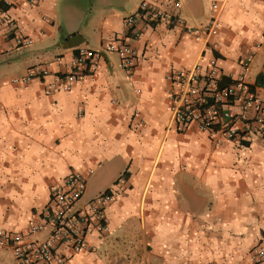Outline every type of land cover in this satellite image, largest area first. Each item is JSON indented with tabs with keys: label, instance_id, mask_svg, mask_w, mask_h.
I'll use <instances>...</instances> for the list:
<instances>
[{
	"label": "crops",
	"instance_id": "1",
	"mask_svg": "<svg viewBox=\"0 0 264 264\" xmlns=\"http://www.w3.org/2000/svg\"><path fill=\"white\" fill-rule=\"evenodd\" d=\"M180 1L158 0L166 19L130 27L142 0H0L1 229L27 230L50 207L54 184L93 169L83 204L124 173L127 182L105 209L109 231L65 264H248L264 245V136L217 145L195 126L180 131L170 100L180 90L173 72L204 74L216 59L234 79L250 53L247 80L264 100V0ZM213 16L214 49L178 21L205 26ZM19 34L33 43L18 46ZM115 39L136 49L130 71L106 52L97 71L60 87L79 47ZM38 64L47 77L13 82ZM0 264H14L7 247Z\"/></svg>",
	"mask_w": 264,
	"mask_h": 264
},
{
	"label": "built area",
	"instance_id": "2",
	"mask_svg": "<svg viewBox=\"0 0 264 264\" xmlns=\"http://www.w3.org/2000/svg\"><path fill=\"white\" fill-rule=\"evenodd\" d=\"M28 1L35 4L37 0ZM15 2L3 0L7 6ZM174 4L178 8L181 1L174 0ZM167 16V11L158 5V0H142L138 13L126 17L125 22L130 27H134L137 20L155 25ZM178 21L188 33L204 35L207 44L217 48L218 44L213 41L219 29L216 16L205 26H189L180 17ZM11 25L14 30H19L16 22L12 21ZM136 35H139L138 31ZM16 42L18 46H23L31 45L33 40L19 34ZM106 52L117 53L125 70L130 71L136 64V49L125 39H115L101 49L81 46L76 50L70 69L61 75L60 87L70 90L76 81L84 80L97 71ZM253 59L254 54H248L242 61L240 73L225 86L220 84L223 73L216 59L210 60L204 74L193 69L173 72L170 78L180 86L179 91L170 95L173 122L177 128L186 131L195 126L206 132L217 145L224 139L243 142L250 134L264 136V100L251 90L247 80ZM49 74L48 65L38 64L25 75L14 78L13 82L27 84ZM52 88L50 86L46 93L50 94ZM252 110L253 116H249ZM93 173V169L73 172L62 182L54 184L50 190V207L27 230L13 232L0 228V247L11 250L14 264H65L73 255L91 250V235H105L109 231L105 209L115 200V189L121 191L124 188L127 176L125 173L120 175L113 189L101 192L83 204ZM45 231L48 232L46 238H34ZM248 264H264V245L252 248Z\"/></svg>",
	"mask_w": 264,
	"mask_h": 264
},
{
	"label": "trees",
	"instance_id": "3",
	"mask_svg": "<svg viewBox=\"0 0 264 264\" xmlns=\"http://www.w3.org/2000/svg\"><path fill=\"white\" fill-rule=\"evenodd\" d=\"M231 82H232V80H231L230 78H228V77H226V76H223V77H222V80H221V82H220V84H221L222 86H225V85L230 84ZM257 83H258L259 85L264 84L263 75H260V76L258 77Z\"/></svg>",
	"mask_w": 264,
	"mask_h": 264
}]
</instances>
